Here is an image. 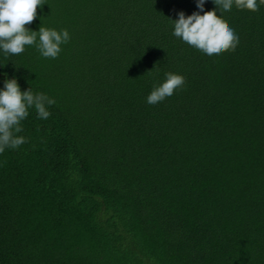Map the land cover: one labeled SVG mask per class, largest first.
I'll use <instances>...</instances> for the list:
<instances>
[{
	"label": "trees",
	"instance_id": "trees-1",
	"mask_svg": "<svg viewBox=\"0 0 264 264\" xmlns=\"http://www.w3.org/2000/svg\"><path fill=\"white\" fill-rule=\"evenodd\" d=\"M46 2L26 27L66 29L58 57L0 49V90L56 101L0 153V264H264V5ZM213 9L234 51L173 35L178 12ZM166 73L185 85L148 104Z\"/></svg>",
	"mask_w": 264,
	"mask_h": 264
},
{
	"label": "clouds",
	"instance_id": "clouds-1",
	"mask_svg": "<svg viewBox=\"0 0 264 264\" xmlns=\"http://www.w3.org/2000/svg\"><path fill=\"white\" fill-rule=\"evenodd\" d=\"M220 12L231 11L233 6L239 10L256 12L264 0H212ZM46 0H0V49L8 55H20L26 46H35L44 58L56 59L61 52V45L70 40L66 29L40 27L38 31L29 30L37 17V9ZM205 0H196V6L203 11ZM174 22L173 35L182 39L189 46L196 48L208 56L220 55L234 51L239 38L234 30L217 15L216 9L193 12L185 16L181 11ZM150 71V70H149ZM166 79L155 86L146 98V102L155 105L174 94L185 85V77L176 73H166ZM54 98L44 93H33L29 88L21 91L15 78L6 79L4 88L0 90V153L6 149H17L27 140L17 135L22 132L21 122L34 108L40 119H48L51 115L47 106L55 104Z\"/></svg>",
	"mask_w": 264,
	"mask_h": 264
}]
</instances>
